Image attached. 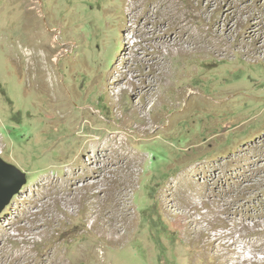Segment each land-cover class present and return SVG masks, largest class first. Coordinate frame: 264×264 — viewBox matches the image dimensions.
<instances>
[{"label": "rangeland", "instance_id": "rangeland-1", "mask_svg": "<svg viewBox=\"0 0 264 264\" xmlns=\"http://www.w3.org/2000/svg\"><path fill=\"white\" fill-rule=\"evenodd\" d=\"M0 157V264H264V0H0Z\"/></svg>", "mask_w": 264, "mask_h": 264}, {"label": "water", "instance_id": "water-1", "mask_svg": "<svg viewBox=\"0 0 264 264\" xmlns=\"http://www.w3.org/2000/svg\"><path fill=\"white\" fill-rule=\"evenodd\" d=\"M26 183V173L0 157V215Z\"/></svg>", "mask_w": 264, "mask_h": 264}, {"label": "bare ground", "instance_id": "bare-ground-1", "mask_svg": "<svg viewBox=\"0 0 264 264\" xmlns=\"http://www.w3.org/2000/svg\"><path fill=\"white\" fill-rule=\"evenodd\" d=\"M37 69V68H36ZM47 72V71H46ZM45 77V76H44ZM36 78V77H35ZM53 78V77H52ZM31 80V79H30ZM32 83V82H31ZM99 142V141H98ZM126 142V141H125ZM123 144H124V142H123V139L122 138H118L117 136H114V137H112V139H111V141H110V143H107V144H105L104 146H103V148H104V150L105 151H109L114 157H115V159L116 158H119V159H122V158H125L126 159V162H127V164H128V167L129 168H131L132 166H134L135 165V163L133 162V155H131L130 153H128V152H126L125 151V148L123 147ZM97 146H99V144L97 145ZM110 149V150H109ZM102 150V149H101ZM86 151V150H85ZM108 152V153H109ZM97 153V152H96ZM95 153V154H96ZM110 153H109V155H110ZM94 154V155H95ZM93 155V156H94ZM107 155V154H106ZM111 158H113V157H111ZM109 159V158H108ZM95 160V159H94ZM98 160V159H97ZM110 160V159H109ZM102 161H105V164H102V163H100V164H98V163H96V164H98V169L99 168H103L106 164H108L107 163V161H106V157L104 158V160H102ZM116 161V160H115ZM136 161V160H135ZM95 162V161H94ZM85 173V172H84ZM129 175V174H128ZM102 179V178H101ZM54 185V184H53ZM187 185L188 186H190V184L189 183H187ZM170 188L172 189V192H174L175 193V190H176V186H175V184H174V186L172 185V186H170ZM174 188V189H173ZM77 194V193H76ZM63 196V195H62ZM58 197V196H57ZM61 199V198H60ZM59 199V200H60ZM58 200V201H59ZM61 202V201H60ZM59 203V202H58ZM61 204V203H60ZM195 206V205H194ZM97 214V213H96ZM100 214V213H99ZM96 217H97V215H96ZM98 220V219H97ZM202 225V224H201ZM111 231V230H110ZM249 243V242H248ZM240 249V248H239ZM246 253V252H245ZM251 254V253H250ZM251 258V257H250ZM226 260V259H225ZM258 264H263V261H256ZM236 264H238V263H236Z\"/></svg>", "mask_w": 264, "mask_h": 264}]
</instances>
